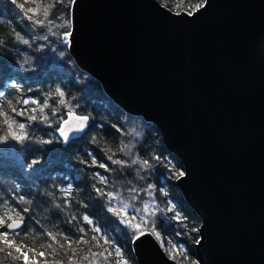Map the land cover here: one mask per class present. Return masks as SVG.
<instances>
[{
  "label": "water",
  "instance_id": "water-1",
  "mask_svg": "<svg viewBox=\"0 0 264 264\" xmlns=\"http://www.w3.org/2000/svg\"><path fill=\"white\" fill-rule=\"evenodd\" d=\"M161 5L76 0L67 50L181 162L198 264H264V0H207L192 16ZM131 247L137 264H174L150 235Z\"/></svg>",
  "mask_w": 264,
  "mask_h": 264
},
{
  "label": "trees",
  "instance_id": "trees-1",
  "mask_svg": "<svg viewBox=\"0 0 264 264\" xmlns=\"http://www.w3.org/2000/svg\"><path fill=\"white\" fill-rule=\"evenodd\" d=\"M159 1L174 11H188L189 3L199 2V0ZM17 3L24 4L25 8L22 10L11 0H0V39L5 41L3 45H0V92L4 93V96L0 97V106L14 116L8 104V101H11L12 106L18 110H28V115H36L38 119L28 121L27 116L15 117L20 122L30 124L27 131L31 140L25 141L23 147L15 141H10L8 145H0V203L8 201L25 216V226L21 231L26 234V242L30 245L35 242L38 249L39 243L48 240L43 235L46 231L63 232L75 239L82 235L78 231L81 227L90 238L96 235L90 231V228L96 226L101 229V234H107L117 243V246L123 248L131 264H137L131 247V230L120 222V217L108 211L111 204L107 197L95 192L93 184L105 191H119L123 197L127 198L129 188L135 186L143 189L151 183L155 185L153 192L155 205L164 209L175 206V210L186 217V220L178 223L171 219L173 212L157 213L155 217L157 230L177 245L184 246L188 257L184 264H192L193 261L198 264L194 255L198 232H192L191 229L198 228L200 220L175 185L178 177L176 173L182 171L181 162L174 154L166 150L155 125L145 122L140 116L125 113L105 94L96 79L77 67L60 36V33L70 29V24L67 28L59 26L66 19L70 20L68 0L57 4L53 9L54 16H59L56 20L57 26L36 25L26 18V9L35 7L32 0L27 2L17 0ZM48 27H53L56 35H51L47 30ZM15 32H19L21 36L28 39L29 44L15 41ZM45 35L49 36L48 41L40 39ZM40 55H44L41 59L42 65L48 64L49 67L43 68L40 75L30 74L28 71ZM63 65L71 69L70 71L76 72L79 78L86 79L85 87L81 86V82L74 75L63 74L60 71V69L65 70ZM13 83L16 87L12 86ZM57 87L65 92L64 99L72 110L78 114L89 115L91 119L84 134L67 144L62 143L55 136L61 117H66L67 108L61 106L62 110L55 118L57 124L45 128L40 126L41 116L44 113L30 111L37 105L17 103L29 98L43 103L45 97L49 93H54ZM18 88L20 91L17 90ZM59 99L60 97L52 95L49 97V103L55 105ZM2 130L3 124L0 118V131ZM93 136L96 137L95 141L92 140ZM44 140L53 142L45 144L42 142ZM122 143L134 145L131 156H125L118 151ZM109 148L116 153L113 159H124L130 163L131 158L139 155L141 158L150 159L154 167L144 171L139 170L138 165L130 167L113 165L107 159V155L112 154L107 151ZM93 156L98 162L108 164L112 171L106 172L104 169L89 166ZM154 156H160L162 161L168 163L152 159ZM37 159L39 160L37 165L31 169L27 167ZM85 161L87 163H84ZM138 170L139 175H137ZM97 172L107 177V186L100 184L98 178L94 177L93 174ZM69 184L72 185V193L69 197H65L60 189ZM160 188L165 189L166 196L159 191ZM20 195H23L30 203H17ZM65 199L68 200L67 205L64 203ZM150 199L152 198L147 193L141 191L133 203L137 207H142V202ZM58 204L59 208L56 207ZM25 207L29 208V212H22ZM129 214L131 215V212ZM84 215L89 216L93 225L83 221ZM72 216L76 219L72 220ZM170 247L167 245L163 248L167 255ZM99 250L93 249V251ZM38 259L40 264H43V258ZM48 259L51 260L53 257ZM60 259L67 264V256L64 255L63 250H61ZM176 259L179 261L182 257L177 256ZM5 264H13V262L5 261ZM15 264H21V262L16 261Z\"/></svg>",
  "mask_w": 264,
  "mask_h": 264
},
{
  "label": "snow or ice",
  "instance_id": "snow-or-ice-1",
  "mask_svg": "<svg viewBox=\"0 0 264 264\" xmlns=\"http://www.w3.org/2000/svg\"><path fill=\"white\" fill-rule=\"evenodd\" d=\"M11 2L22 10L25 8L24 4H18L17 0H11ZM27 2V0H26ZM32 3L35 4V7H28L26 9V18L32 21L36 25L45 26H57L56 20L59 19V16H54L53 9H55L57 4L64 3V0H32ZM69 5H74L76 0H68ZM207 0H199L198 3L188 5L187 15L192 16L195 11H198L205 7ZM162 7L165 5L162 4ZM31 15H28V14ZM179 14V13H178ZM71 23L70 20H65L60 27H65ZM48 32L51 35H56L53 32V27H48ZM71 31H63L60 33L61 39L65 44L68 43L69 38L71 37ZM40 39L48 41L49 36L45 35L40 37ZM14 40L23 44H29V40L25 39L19 32L14 33ZM5 43L4 40L0 39V45ZM27 62V61H25ZM13 87H16L15 83L12 84ZM20 91V89H17ZM55 95L60 97L58 101L55 102V105L64 106L67 108L66 116L67 118L61 117L59 126L56 128V131L59 133V137L63 139V142L67 144L71 139L78 138L75 136H70V133L78 134L83 133L85 129L89 126L88 122L90 120L89 115H79L72 108L69 107L68 102L64 99L65 92L57 87L54 93H49L45 97L43 103H40L36 99H24L23 101H17V103H22L28 105L29 103L37 105L36 108L31 109V112H37L43 114L46 108L51 107V115L57 116L59 108L53 104L49 103V97ZM4 93L0 92V97H3ZM8 104L11 106L10 115L8 111L4 109L3 106H0V118H2L3 130L0 131V145H8L10 141H15L17 144H20L22 147L25 141H30L31 136L27 129L30 127V124L25 122H20L15 117L17 116H27L28 121H37L38 117L36 115H28V110L20 109L18 110L15 106H12V102L8 101ZM42 121H49L47 115L41 116ZM92 140L95 141L96 137L93 136ZM45 144H50L52 140L42 141ZM132 144L122 143L118 151L123 153L125 156L132 155ZM108 152H112L111 148L107 149ZM115 152H112L111 155H107V159L111 161L113 165H119L121 167H130L131 165H138L139 170L147 171L152 169L154 165L150 162L148 158H141L139 155L135 158H131L130 163L124 159H113ZM89 155H92L89 153ZM152 159H155L158 162L168 163L167 161H162L160 156H154ZM39 163V160H33L30 164L27 165L28 168H33ZM84 163H87L86 161ZM89 166H95L101 169H104L106 172L112 171L108 164L103 162H98L95 156L91 159V164ZM139 170L137 175H139ZM94 177L98 178L100 184L107 186L108 179L106 176L101 175L100 173H94ZM178 177L185 176L184 171H178L176 173ZM95 192L100 196L107 197L111 206L108 211L112 212L117 217H120V222L125 224L127 228L131 230L130 239L133 244L140 240L141 237L145 235H150L154 237L160 244L161 248H165L167 245L171 247L168 248L169 258L174 262V264H184V261L188 259L186 254V249L183 245H177L173 240L168 239L163 236L156 228V219L157 213L164 212H173L174 215L171 219L177 221L178 223L186 220V217H183L180 212L175 210V206L168 207L167 209L160 208L158 205L154 204L153 192L155 190L154 184H148L146 188L140 189L135 186L129 188L128 197H123L119 191H105V189L97 187L93 184ZM65 197H69L72 193V185L69 184L67 187L60 189ZM143 191L149 195L150 200L143 201L142 207H137L135 202L140 195V192ZM159 191L163 195H167L164 188H160ZM30 203L26 201L23 195H20L17 199V203ZM65 205L68 204V200L65 199ZM60 207V205H56ZM23 213L29 212V208L25 207L22 209ZM131 212V215L129 214ZM76 217L72 216V220H75ZM83 221L88 225H93V221L89 216L84 215L82 217ZM71 222V221H69ZM25 226V216L22 215L21 211H18L15 206H12L8 201H3L0 203V264H5V261H11L15 264L16 261H20L21 264H40V259L43 258V264H65V262L60 259L61 250H63L64 255L67 256V264H131V261L125 255V251L121 246H117V243L110 238L107 234H101V229L99 227L93 226L90 228L92 235L88 238V233L84 228H79L78 231L82 235L73 239L69 235H66L63 232H52L46 231L43 233L44 236L48 238L46 242H41L37 245L35 242L33 244H28L25 239V233H22V229ZM192 232H199V229L193 227ZM179 235V233H177ZM197 244L201 241L196 240ZM87 246V247H85ZM93 249H100L99 251H93ZM31 254V256L29 255ZM82 254V255H81ZM77 256L79 258L77 259ZM177 256L182 257L181 260L177 261ZM48 257H53V259H48ZM192 264H196L195 261Z\"/></svg>",
  "mask_w": 264,
  "mask_h": 264
},
{
  "label": "rangeland",
  "instance_id": "rangeland-1",
  "mask_svg": "<svg viewBox=\"0 0 264 264\" xmlns=\"http://www.w3.org/2000/svg\"><path fill=\"white\" fill-rule=\"evenodd\" d=\"M43 56L44 55H40L39 57L36 58L35 62L31 66V69L28 71L30 74L37 73V74L40 75L43 68L47 69L49 67L48 64H43L42 65L41 59L43 58ZM36 61H39V62L37 63ZM63 66L65 67V70L60 69V71L63 74H66V75L72 74V75H74L81 82V86L85 87V85L87 83L86 79L79 78L78 74L76 72L70 71L71 69H68V67L65 66V65H63ZM56 107L59 108V111L57 113V115H58L59 112L62 110V107L60 105H58V106L56 105ZM43 115H47L49 117V121H42L40 126L47 128L48 126L52 127V126H55L57 124V120L55 119L57 116L54 117V116L51 115V107L50 108H46ZM55 136H57V134H55ZM57 138H58V136H57Z\"/></svg>",
  "mask_w": 264,
  "mask_h": 264
}]
</instances>
